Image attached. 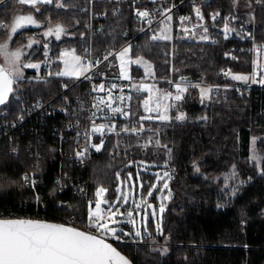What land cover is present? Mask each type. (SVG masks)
<instances>
[{
	"label": "trees",
	"instance_id": "16d2710c",
	"mask_svg": "<svg viewBox=\"0 0 264 264\" xmlns=\"http://www.w3.org/2000/svg\"><path fill=\"white\" fill-rule=\"evenodd\" d=\"M61 1L37 4L36 7L41 8L37 12L29 4L7 0L0 6V23L8 26L7 29H0V43L9 35L15 11L23 7L25 12H33L37 20L44 23L40 28L22 29L12 40L13 48L32 37L41 41L25 56L26 61L44 63L45 52L57 59L66 48H72L79 56L89 18L81 8L91 0ZM251 1L254 3L255 0ZM261 2L264 4V0ZM58 3L63 6L57 7ZM118 6L111 1L95 4L104 20L105 30L101 40L105 46L124 45L125 32L134 31L136 25L137 5L121 4L117 9ZM213 10L239 15L236 3L231 0H216L206 8L208 15ZM256 19L259 39L264 40V7L257 10ZM49 22H62L70 31L69 36L62 40L53 39L45 48L48 39L43 31ZM230 46L231 42L225 41L219 45H206L177 40L174 44L175 79L190 76L203 83L218 84L222 80V69L228 64L234 72H249V54L241 53L239 60H231L227 57ZM170 48L169 41L153 40L146 33L137 39L132 55L154 63L157 79L165 81L170 77L171 66L169 57L164 53ZM57 70L58 64L53 72ZM34 72L36 70L28 75ZM133 72L141 73L137 68ZM60 84V78L25 81L15 102V110H21L37 98L56 95ZM238 91L230 87L225 95H214L208 101L201 97L198 88H190L188 102L179 106L186 118L168 123L171 148L163 152L159 160L171 170L170 200L162 227L157 230L151 220L149 229L137 240L132 239L131 243L114 242L135 264H264V162L258 165L250 160L252 138H264V90L254 91L252 95L246 91L241 95ZM141 100L142 97L134 99L135 118L143 113ZM50 122L36 121L27 132L33 138L39 136L44 141L51 140L54 131ZM258 148L264 157V139L258 143ZM43 150L45 159L41 175L45 180L39 188L44 195L45 207H38V212L52 220L67 216L57 207L60 200L71 201L87 212L89 204L86 200L71 190L61 192L53 184L59 163L51 160L46 148ZM123 164V160L110 158L109 147L94 157L90 169L92 200L100 187L108 190L110 198L115 197L117 177ZM32 169L33 160L25 151L15 156L7 143H0V210L19 213L37 210L34 194L23 180L24 174ZM69 170L77 180L89 173L77 167H70ZM233 173L235 180L241 183L234 185L231 181L227 184L226 177ZM145 178L147 192L151 189L154 176L145 174ZM156 197L154 195L152 199L157 200ZM165 240L168 241L169 251L163 254L152 243Z\"/></svg>",
	"mask_w": 264,
	"mask_h": 264
},
{
	"label": "built area",
	"instance_id": "2783aa9c",
	"mask_svg": "<svg viewBox=\"0 0 264 264\" xmlns=\"http://www.w3.org/2000/svg\"><path fill=\"white\" fill-rule=\"evenodd\" d=\"M101 1L118 3L117 9L121 4L137 5L134 31L125 32V44L122 46H105L101 40L105 25L103 17L95 7V4ZM215 1L91 0L81 8V11L88 14L89 18L86 22L85 42L79 56L83 64L90 66L89 70L79 77H60L53 72L57 64L56 59L49 55L40 70L19 80L18 85H14V91L8 101L0 105V143H7L10 152L15 156H20L25 151L33 160V169L24 174L23 180L33 192L37 204V210L33 213L0 210V219L55 221L100 235L95 228L90 227L89 210L86 212L71 201L60 200L57 203L59 210L67 213V216L62 215L58 220H52L38 212V207H45L44 195L39 188L45 180L41 175L45 159L43 148L49 151L53 162L59 163V171L54 177L53 184L61 192L71 190L86 200L89 205L93 201L90 169L94 157L105 148L109 147L111 159L123 160L125 164H131L128 169L135 171L145 168L150 162L159 161L163 152L170 150L169 122L155 118L153 111H146L144 101L151 95L152 101L149 107L154 108L152 103L155 95L163 96L171 93L173 98L177 94L176 85H180L187 90L182 93V99L178 101L179 103L188 102L190 86L175 79L173 65L170 77L165 81L148 79L142 73H133L127 79L121 75L118 63L119 52L123 48L136 46L137 39L143 34L148 33L151 37L161 36L167 27L172 58L177 40L206 45L231 42L227 57L230 58L235 52L249 54L252 61L248 76L251 77L254 71L257 73L255 83L250 79L237 88L246 91L248 95H252L254 91L257 93L258 90H264V83L260 82L264 77V65L258 59V54L264 52V40L259 39L256 20V12L263 8L264 4L261 0H255L254 3L249 0L255 17L244 21L238 15L225 13L224 10H213L208 15L206 8L213 5ZM231 1L238 3L242 0ZM197 9L203 19L197 15ZM138 11H147L149 16L140 17L137 15ZM217 13L218 15H215ZM214 15L215 19H213ZM169 16L171 20L168 19ZM226 25L227 30H225ZM231 71V65L228 64L224 66L221 74L225 78L227 76L225 73ZM52 78L61 79L56 95L50 98H37L28 106H23L21 110H15V102L20 96L25 81ZM100 85H104V90H99ZM141 85L145 88L137 91L136 87ZM216 87L224 86L219 84ZM94 88L97 90L94 91ZM146 89L152 91L149 92ZM121 97L124 99H120ZM140 97L143 98V113L139 118H135L133 103L135 98ZM116 108L121 111L114 112L113 109ZM47 120H51L54 131V137L51 140L44 141L42 137L33 138L28 134V127L34 122L45 123ZM101 125L104 126L102 131H93L94 127ZM70 167L84 169L89 173L83 179L77 180L72 176ZM26 176L27 180L24 179ZM118 235L119 239L110 236L104 238L112 242L131 243L130 238H121V235Z\"/></svg>",
	"mask_w": 264,
	"mask_h": 264
},
{
	"label": "snow or ice",
	"instance_id": "6c2138e0",
	"mask_svg": "<svg viewBox=\"0 0 264 264\" xmlns=\"http://www.w3.org/2000/svg\"><path fill=\"white\" fill-rule=\"evenodd\" d=\"M20 4H29L35 8L38 12L39 8L37 4H51L53 0H18ZM57 7H62V4H57ZM197 15L203 19L200 15L199 9L196 10ZM137 15L140 17H147L149 13L147 11H138ZM215 15H218L215 14ZM215 15L213 19H215ZM171 20V17H168ZM186 19V18H181ZM21 21L25 23L22 24ZM27 26L39 27V23L34 19L32 15L20 16L11 26V32L17 33L18 30H22ZM7 25L0 23V29H7ZM227 30V25L225 26ZM65 33V29L62 25H56L55 29H49L43 35L44 36H55V39L59 40L61 35ZM167 35L153 36L152 39H169ZM35 38L28 41L25 47L31 48L35 43ZM47 48V44L44 45ZM130 49L125 48L119 54L118 58L121 60V75L124 78H128L126 73V63L124 57L129 53ZM0 55H3L9 65L6 70L0 68V105H4L9 96L14 91V85H18V81L23 78L22 68H35L39 69L40 65L35 63H24L21 65V57L24 55L23 49L19 48L13 52L8 51V44L5 43L0 45ZM47 56V52H45ZM63 58L64 68L63 71L57 73L60 76H76L79 77L89 70V65L82 63L81 57L75 54V50H64L61 53ZM107 59V57H105ZM256 63V62H254ZM257 67L259 65L257 64ZM225 75H231L230 72H226ZM257 73L254 71L251 77L245 75H234L232 79L238 81L247 82L250 79L253 83L256 82L255 76ZM261 83H264V79H261ZM115 87V85H113ZM136 87V86H134ZM198 87V85H193ZM145 86L141 85L136 87L137 91L144 89ZM177 94L173 97L175 100L182 99V93L187 90L186 87L176 85ZM97 90L94 88V91ZM99 90H104V85L99 86ZM151 92V89H146ZM158 91V90H157ZM202 95H206L208 90L202 89ZM171 97V93L163 95L162 99L166 100ZM120 99H124L121 97ZM152 101V96L144 101L146 111H159L163 106L165 113L169 105H162L160 99L156 100L155 108H150L149 104ZM101 102H103L101 100ZM110 106V105H109ZM114 112H120L119 108L113 109ZM178 119H184V115L181 114L177 117ZM161 120H167L166 114L160 115ZM104 128L103 125L94 127L93 131L100 132ZM255 145V140H253ZM99 150V148H97ZM253 162H264V157H259L255 154L252 157ZM167 175V173H165ZM235 174L233 173V176ZM25 180L28 179L26 176ZM34 183V182H33ZM167 183L164 184V188H167ZM105 189H99L97 195H101L105 192ZM119 191V190H118ZM152 195L151 191L148 193ZM170 195V193H169ZM124 201H127V196L123 197ZM119 201V198H118ZM105 203H108L105 201ZM139 207V205H137ZM149 207H151L149 205ZM95 211L90 208L89 211V222L90 227L95 228L100 235H94L84 231L77 230L73 227H67L62 224H51L33 220H13V219H0V264H130V261L122 255L115 247L107 243L103 237L110 236L114 239H119L117 235L118 229L116 225L121 223L119 217H122L124 213H121L119 208L113 210L111 204L108 205L106 212L108 213L105 217L101 212V203L99 201L95 204ZM164 210L161 206L160 211ZM128 223L135 226V220L133 219V212L128 211L126 213ZM154 216L155 213L153 212ZM145 231L147 230L146 216H145ZM159 228V225H157ZM123 232L122 229L119 230ZM128 235V233H124ZM136 236H141V232L136 230Z\"/></svg>",
	"mask_w": 264,
	"mask_h": 264
},
{
	"label": "rangeland",
	"instance_id": "374dc122",
	"mask_svg": "<svg viewBox=\"0 0 264 264\" xmlns=\"http://www.w3.org/2000/svg\"><path fill=\"white\" fill-rule=\"evenodd\" d=\"M7 0H0V6L2 4H4ZM65 0H62L61 2H64ZM244 1V3L242 2H238L236 3V8H237V14H239V16L242 18V15L244 16V21H248V20H252L255 16L253 13V10L251 8V2L249 0H242ZM2 3V4H1ZM39 8V7H38ZM39 10H41V8H39ZM240 11V12H239ZM257 13V12H256ZM28 15H32L34 17V19L39 23V27L36 26H27L24 27L25 28H40L42 26H44V23L37 20V18L35 17V14L33 12H25L23 7L18 8L15 11L14 14V18H13V22L11 24V26L13 25V23L17 20L18 17L20 16H28ZM257 20V19H256ZM22 24H24V21H21ZM62 25L65 29V33L61 35V38L59 40H62L63 37L69 36V29L68 27L62 23V22H58V23H51L49 22L47 24L46 29L43 31V34L48 31L49 29H55L56 25ZM21 31L18 30L17 33ZM13 34L11 32V27H10V32L9 35L7 37V39L3 42L0 43V45H3L5 43L8 44V51L9 52H13L16 49L22 48L24 55H22L21 57V65L24 63H29L31 61H26L25 56L32 50V48L35 45H39L41 43V41L37 38H35V43L33 44V46L31 48H27L25 47V45H27L28 41L32 38H29L27 40L26 43L13 48L11 47V43L12 40L14 38V36L17 34ZM161 35V34H160ZM162 35H167L169 36V32L168 29L166 27V31L162 33ZM48 39L47 41V46L49 47V43L51 42V40H57L55 39V36H44ZM162 40H167L168 39H162ZM130 49L128 55L126 57H124L125 61H128L125 65L126 67V73L127 76L132 75L134 72V68H137L139 71H141V73L148 79H157V72H156V68L154 63L146 60L145 58H139L136 59L134 58V56L132 55V48L131 47H127ZM125 49V48H123ZM121 49V51L123 50ZM64 50H73L72 48H66ZM62 50L61 53L64 51ZM120 51V52H121ZM119 52V53H120ZM173 58L171 56L172 54V50L171 48L169 50H167L164 55L169 57L170 60V70H172V65H173V70H174V59H175V47L173 48ZM61 53L58 56V58L56 59V62L58 64V70L56 71V75L58 72L63 71L64 68V64H63V58L61 57ZM76 54V53H75ZM243 54V53H242ZM77 55V54H76ZM49 56V54L46 56V58ZM259 56V62L261 64L264 65V52H261L260 54H258ZM241 57V52H235L233 53V56L230 57L231 60H239V58ZM46 58L43 60L45 62ZM251 58V57H250ZM252 61V60H251ZM31 63H35V64H39L40 67L43 63L40 62H31ZM118 63H119V68L121 70V60L118 58ZM39 69H35V68H22L21 71L23 72V78L28 75V73L30 71L36 70L39 71ZM0 68H4V69H8L9 65L5 59V57L3 55H0ZM251 70V69H250ZM250 72V71H249ZM249 72H234L231 71V75H227L225 78L222 76V80L220 83L218 84H211V83H203L195 78H192L190 76H184L181 77L180 80L182 82L187 83L190 87H189V94L190 93V88H193V85H198V91L200 92V95L202 98H204L205 100H210V98L214 95H218V94H222L225 95L227 92V89L232 87V88H236L237 90H239L237 87H241L244 84H246L247 82L244 81H238V80H234L232 79V76L234 75H245L248 76ZM60 76V75H58ZM60 77H72V76H60ZM264 79V77H263ZM21 80V79H20ZM229 81V82H228ZM222 84V86L226 87H216L217 85ZM224 88V89H222ZM202 89L204 90H208L210 89V91L207 92L206 95H202ZM241 95L244 94L243 90H239L238 91ZM11 96V95H10ZM9 96V97H10ZM191 96V95H190ZM160 99V102L162 105H169V107L167 108V112L165 113L164 107L162 106L160 108L159 111H153V116L159 120L160 119V115L161 114H166L168 116L167 120L164 121H182L186 118V114L180 109V103L178 100H175L173 98H169V99H162V96H158L155 95L153 98V103L152 106L155 108L156 106V100ZM143 100V98H142ZM142 100H141V108L143 106L142 104ZM183 114L184 115V119H178L177 117L179 115ZM264 137V135H263ZM264 138L261 137H253L252 138V142L250 145V160L253 162V155H254V149H255V154L259 157H263V152H261V150L258 148V143ZM253 140H255V145H253ZM258 165L261 164L260 161L255 162ZM120 165V164H119ZM125 165V166H124ZM122 166H124V169H122L119 173H118V181H117V187H116V195L115 197L112 199L108 196V190L106 188L100 187L99 189H105L106 191L103 192L101 195H97L96 192V198L91 201L90 203V208L92 211H95V204L97 201H99L101 203V212L102 214L107 217L108 213L106 212V209L108 207L109 204L112 205L113 210H115L116 208H119L121 213H124V215L122 217H119V219L121 220V223H119L118 225H116L118 232L117 235L120 234L121 238L123 237H127L130 238L131 242L132 239L133 240H137L138 236L135 235L136 230H139L141 232V236L149 229L150 226V222L151 220L153 222L154 227H156V229L158 230L159 228L162 227V223H163V216L164 213L166 211V205L170 200V181H171V170L168 167L167 164L161 163L160 161H154V162H150L149 164L146 165L145 168L135 171L132 169H128L131 164H123ZM127 169V170H125ZM165 173H167V175H165ZM145 174H151L154 176V182L151 185V189L149 191L146 192L145 190V186L147 185V180L145 178ZM227 184H229L231 181H234V185L241 183V181H237L235 180L233 174H229L227 177ZM167 183L168 187L164 188V184ZM119 190V191H118ZM151 191L152 195L149 196L148 193ZM154 195H156V199L154 200L152 199L154 197ZM127 196V201L125 202L123 197ZM119 198V201H118ZM105 201H107L108 203H105ZM137 205H139V207H137ZM149 205L151 207H149ZM161 206H163L164 210L161 212L160 208ZM90 211V209H89ZM128 211H132L133 212V219L135 220V226H133V224L128 223V217L126 215V213ZM155 213V215L153 216L152 213ZM145 216H146V224H147V230L145 231ZM85 223V222H84ZM157 225H159V228H157ZM122 229L123 232H120L119 230ZM124 233H128V235H125ZM119 236V235H118ZM126 239V238H125ZM153 247L159 251H161L163 254L167 253L169 251L168 248V241L165 240L164 242H153Z\"/></svg>",
	"mask_w": 264,
	"mask_h": 264
},
{
	"label": "water",
	"instance_id": "95a60500",
	"mask_svg": "<svg viewBox=\"0 0 264 264\" xmlns=\"http://www.w3.org/2000/svg\"><path fill=\"white\" fill-rule=\"evenodd\" d=\"M15 220H21V219H15ZM23 220H33V221H40V222H45V223H51V224H62L64 226H67V227H73V228H76L77 230H80V231H84V232H87L85 230H82L81 228H78L76 226H72V225H69V224H64V223H60V222H55V221H47V220H39V219H23ZM89 233V232H87ZM92 234V233H91ZM95 235V234H94ZM99 236V235H98ZM104 238V237H103ZM106 240L107 243L111 244L113 247H115L122 255H124L129 261H130V264H135L134 261L128 256L126 255L124 252H122L115 244L114 242L110 241V240H107L106 238H104Z\"/></svg>",
	"mask_w": 264,
	"mask_h": 264
},
{
	"label": "bare ground",
	"instance_id": "6f19581e",
	"mask_svg": "<svg viewBox=\"0 0 264 264\" xmlns=\"http://www.w3.org/2000/svg\"><path fill=\"white\" fill-rule=\"evenodd\" d=\"M239 12H240V11H239ZM238 16H239V15H238ZM240 16H241V15H240ZM240 16H239V17H240ZM242 18L244 19V16H243V15H242ZM102 152H103V151H102Z\"/></svg>",
	"mask_w": 264,
	"mask_h": 264
},
{
	"label": "crops",
	"instance_id": "0c3cea01",
	"mask_svg": "<svg viewBox=\"0 0 264 264\" xmlns=\"http://www.w3.org/2000/svg\"><path fill=\"white\" fill-rule=\"evenodd\" d=\"M242 3H244V1H241ZM13 22V21H12Z\"/></svg>",
	"mask_w": 264,
	"mask_h": 264
}]
</instances>
